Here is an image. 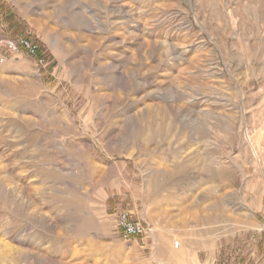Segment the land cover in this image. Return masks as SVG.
I'll use <instances>...</instances> for the list:
<instances>
[{
    "label": "rangeland",
    "instance_id": "1",
    "mask_svg": "<svg viewBox=\"0 0 264 264\" xmlns=\"http://www.w3.org/2000/svg\"><path fill=\"white\" fill-rule=\"evenodd\" d=\"M21 34L48 64L0 49V264H188V227L264 264V0H0Z\"/></svg>",
    "mask_w": 264,
    "mask_h": 264
},
{
    "label": "built area",
    "instance_id": "2",
    "mask_svg": "<svg viewBox=\"0 0 264 264\" xmlns=\"http://www.w3.org/2000/svg\"><path fill=\"white\" fill-rule=\"evenodd\" d=\"M0 49L14 58L20 54L26 53L41 67H46L48 64L47 58L45 57L40 44L33 41L29 36L23 34L14 38H5L1 36ZM6 60L7 57L5 56L0 58L1 63L6 62ZM115 224L125 239H138L146 236L149 231L147 225L137 220L129 211L119 213ZM174 247L179 249L180 243L176 241Z\"/></svg>",
    "mask_w": 264,
    "mask_h": 264
},
{
    "label": "crops",
    "instance_id": "3",
    "mask_svg": "<svg viewBox=\"0 0 264 264\" xmlns=\"http://www.w3.org/2000/svg\"><path fill=\"white\" fill-rule=\"evenodd\" d=\"M1 52L3 53V51ZM9 59L10 58H8L7 60ZM11 60L16 59L14 57H11ZM250 208L251 211H254L253 207ZM259 237L261 240L263 239V235L258 234V236L252 237L251 240L253 239L254 241L255 238ZM181 238L183 241V252L189 255L188 264H220L228 255H231L230 264H247L245 262H239L240 258L243 257V254H245V252H242L241 249L237 250V248H234L233 246H222L220 250H218L210 244H204L202 240L204 238L203 235L195 232L194 230H191V227H188L186 228V230H184ZM249 244L252 243L250 242ZM263 246V241L260 242V245L257 244V247L254 248L253 253H251L249 257V261H254L256 259V254L261 251V247Z\"/></svg>",
    "mask_w": 264,
    "mask_h": 264
}]
</instances>
